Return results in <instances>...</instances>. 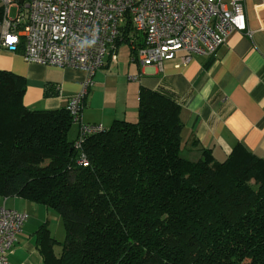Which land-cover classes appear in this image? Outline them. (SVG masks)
I'll return each mask as SVG.
<instances>
[{
  "label": "trees",
  "instance_id": "1",
  "mask_svg": "<svg viewBox=\"0 0 264 264\" xmlns=\"http://www.w3.org/2000/svg\"><path fill=\"white\" fill-rule=\"evenodd\" d=\"M25 90L0 69V197L61 218L63 241L46 223L36 231L43 264H264V158L242 144L222 161L207 149L183 157L180 105L145 87L134 121L114 120L76 151L66 105L29 109Z\"/></svg>",
  "mask_w": 264,
  "mask_h": 264
},
{
  "label": "crops",
  "instance_id": "2",
  "mask_svg": "<svg viewBox=\"0 0 264 264\" xmlns=\"http://www.w3.org/2000/svg\"><path fill=\"white\" fill-rule=\"evenodd\" d=\"M244 11L247 31L230 33L213 55L192 56L187 63L178 52L160 66L141 65L130 60L128 44L125 49L119 44L115 61L106 56L93 76L83 101L82 121L105 127L116 119L134 121L139 89L145 87L180 105L182 152L188 159H197L207 149L222 161L236 144L264 158V0H244ZM0 69L25 78L23 103L29 109L65 106L85 78L79 69L26 62L18 53L5 50L0 51ZM76 133L74 125L71 138ZM3 201L27 214L9 261L43 264L36 231L46 223L49 235L58 241L55 235L61 231L51 227L50 209L19 197H0ZM52 218L57 225L60 217ZM57 247H53L56 254Z\"/></svg>",
  "mask_w": 264,
  "mask_h": 264
},
{
  "label": "built area",
  "instance_id": "3",
  "mask_svg": "<svg viewBox=\"0 0 264 264\" xmlns=\"http://www.w3.org/2000/svg\"><path fill=\"white\" fill-rule=\"evenodd\" d=\"M0 9V51L85 73L81 90L66 103L77 127L76 151L105 129L82 121L83 101L105 57L115 61L116 42L127 27L130 60L158 66L178 52L183 63L213 55L230 33L247 31L244 0H0ZM76 163L88 164L82 152ZM26 218L0 203V264H12L9 255Z\"/></svg>",
  "mask_w": 264,
  "mask_h": 264
},
{
  "label": "rangeland",
  "instance_id": "4",
  "mask_svg": "<svg viewBox=\"0 0 264 264\" xmlns=\"http://www.w3.org/2000/svg\"><path fill=\"white\" fill-rule=\"evenodd\" d=\"M13 14H14V9L11 10V15H13ZM120 45L122 46V49H125L126 47H128L127 44L124 43V42L120 43ZM120 56H122L123 58L126 57L125 54H124V52H123V53H120ZM116 58H117V53H116ZM132 65H133V64H132ZM73 129H74V125L71 126L70 135L72 134ZM181 155H182L183 157L185 156V158H187V157H186L187 155H186L185 152H182ZM199 157H200V155H199ZM191 160H193V159H191ZM7 206H8V205H7ZM50 211H51V212H50V213H51V215H50V220H51V222H52L51 227H60V228H61V231H59V233H56L57 235H55L56 238L59 239V241L61 242V241L64 240V236H65V231H64V229H63V225H62L61 218H60V221H57V225H56V222H54V220H53V218H52V215H55L56 217H57V216L59 217V215H58L57 213H55L54 211H52V210H50ZM61 234H62V236H60ZM57 250L59 251V250H60V247H57Z\"/></svg>",
  "mask_w": 264,
  "mask_h": 264
},
{
  "label": "water",
  "instance_id": "5",
  "mask_svg": "<svg viewBox=\"0 0 264 264\" xmlns=\"http://www.w3.org/2000/svg\"><path fill=\"white\" fill-rule=\"evenodd\" d=\"M23 0H19V2H22Z\"/></svg>",
  "mask_w": 264,
  "mask_h": 264
}]
</instances>
